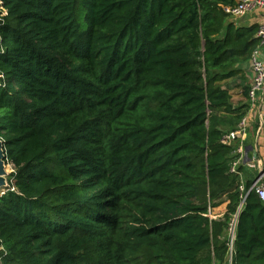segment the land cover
<instances>
[{
  "label": "trees",
  "instance_id": "1",
  "mask_svg": "<svg viewBox=\"0 0 264 264\" xmlns=\"http://www.w3.org/2000/svg\"><path fill=\"white\" fill-rule=\"evenodd\" d=\"M233 3L0 0V264H264L223 140L260 42Z\"/></svg>",
  "mask_w": 264,
  "mask_h": 264
},
{
  "label": "built area",
  "instance_id": "2",
  "mask_svg": "<svg viewBox=\"0 0 264 264\" xmlns=\"http://www.w3.org/2000/svg\"><path fill=\"white\" fill-rule=\"evenodd\" d=\"M224 11L228 15L229 19L233 21L243 19V17L253 11L260 12L262 15V18L257 21L259 23V30L257 33V36L260 40L259 46L254 51L250 60L253 77L251 88L249 91V99L251 104H254L257 95L264 94V0H234L233 4L224 6ZM246 127L247 122L244 118L236 130L231 131L223 138L226 143H233L234 141H239L238 149H235L236 152H239L238 154H241L244 150L243 141L244 135L247 131ZM239 160L240 159L237 158L232 164L231 171L233 173H239ZM6 190L2 191L0 195L4 194ZM12 190H14V188H12ZM241 190L244 191V186L241 187ZM251 190H254L258 194L260 199L264 201V184L262 183V179L260 177L252 182L248 192ZM236 223L237 219H234L231 228L233 238Z\"/></svg>",
  "mask_w": 264,
  "mask_h": 264
},
{
  "label": "crops",
  "instance_id": "3",
  "mask_svg": "<svg viewBox=\"0 0 264 264\" xmlns=\"http://www.w3.org/2000/svg\"><path fill=\"white\" fill-rule=\"evenodd\" d=\"M261 18V13L255 12V22ZM249 71L248 76L252 82L253 74L251 68ZM245 119L247 131L244 135V150L241 154L236 152L239 141L233 142L236 145L235 155L240 159L239 167L242 168L241 172L244 176L242 181L246 184L248 181H254L260 177L264 184V94L257 95Z\"/></svg>",
  "mask_w": 264,
  "mask_h": 264
},
{
  "label": "rangeland",
  "instance_id": "4",
  "mask_svg": "<svg viewBox=\"0 0 264 264\" xmlns=\"http://www.w3.org/2000/svg\"><path fill=\"white\" fill-rule=\"evenodd\" d=\"M1 9V8H0ZM255 11H253V12H250L249 14H247L245 17H243V19H238V20H236V21H233V20H231V19H228L229 21H233V22H235V24H237V25H241V26H249V25H251L252 23H254L256 20H255ZM250 68H251V63H250V61L248 62V64L246 65V69L248 70V73L250 72L249 70H250ZM250 83H251V81H250ZM236 92V91H235ZM234 94V102H238V100L241 98L240 97V95L239 94H236V93H233ZM13 171V165L12 164H6V168H5V172L7 173V175H6V179L8 180L9 179V177H10V174H11V172ZM243 175H242V179H243ZM4 190H6V187L5 186H3V187H1L0 188V194H1V192L2 191H4ZM226 205H227V203H223V204H221L220 206H218V207H216V208H214L213 210H212V213H211V217H213V218H216V217H221V216H223V214L226 212ZM233 221H234V219H233ZM232 224H233V222H232ZM232 224H231V227H232ZM229 234L232 236V231L230 230L229 231ZM228 234V235H229Z\"/></svg>",
  "mask_w": 264,
  "mask_h": 264
},
{
  "label": "water",
  "instance_id": "5",
  "mask_svg": "<svg viewBox=\"0 0 264 264\" xmlns=\"http://www.w3.org/2000/svg\"><path fill=\"white\" fill-rule=\"evenodd\" d=\"M3 144V141L0 139V188L3 186L8 187L9 185V182L6 179L7 173L5 172L6 162Z\"/></svg>",
  "mask_w": 264,
  "mask_h": 264
},
{
  "label": "clouds",
  "instance_id": "6",
  "mask_svg": "<svg viewBox=\"0 0 264 264\" xmlns=\"http://www.w3.org/2000/svg\"><path fill=\"white\" fill-rule=\"evenodd\" d=\"M234 234H235V232H234Z\"/></svg>",
  "mask_w": 264,
  "mask_h": 264
}]
</instances>
